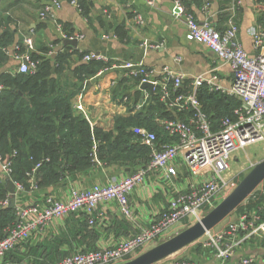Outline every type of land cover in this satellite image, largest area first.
I'll return each mask as SVG.
<instances>
[{
  "label": "crops",
  "instance_id": "0c3cea01",
  "mask_svg": "<svg viewBox=\"0 0 264 264\" xmlns=\"http://www.w3.org/2000/svg\"><path fill=\"white\" fill-rule=\"evenodd\" d=\"M238 1L239 39L248 52L254 53L253 30L263 23L260 21L261 14L256 8V0ZM89 2V17L84 16L70 0H62L60 7H54V13L63 24L65 34L78 39L76 47L68 45L71 49L100 53L110 63L109 67L101 69L82 83L74 77L73 69L80 62L74 54L71 67L67 70L70 77L64 78V81L68 79L78 89L72 98L75 113L82 114L92 125L114 130L117 115L128 114L131 107L135 111L142 108L135 100L138 90H141V97L148 94V100H152L154 94L151 96L150 89H142L135 78L128 76L129 70L124 66L128 61L156 71H161L164 67L171 68L177 75H183L182 85L187 91L191 90L192 81L196 77L212 73L220 77L221 85L230 86L233 80L230 65L205 44L187 37L185 20L175 14L172 0H154L152 5L148 0ZM206 2L209 3L208 8L204 7ZM232 2L233 0H183L188 12L193 13L200 22L209 18L219 30H224L228 25L227 8ZM51 4L50 0L0 1V17L5 19L3 29H9L8 37L12 39V43L7 46L8 59L3 63L0 60V74L15 73L21 61L27 56L30 57L31 51L53 58L64 49L66 38L56 22L53 18L40 17L44 7ZM138 14L144 18L142 24L136 21ZM120 27L123 28L122 36L117 32ZM28 38L33 40L31 47L26 42ZM21 43L24 51L20 50ZM46 48L48 51L45 52ZM95 160L96 164L87 172L66 177L55 185L29 189L21 202L31 203L48 194L67 200L72 187L89 188L94 184H107L114 178L130 176L139 170L119 164H105L97 158ZM174 165L178 169V176L168 179L163 170H151L144 181L136 186L130 195L133 220L123 216L117 201H104L98 205L95 212L96 222L93 225L89 223L84 212L55 219L43 231L36 232L30 241L20 244L8 253L4 264L57 262L77 251L112 245L137 233L138 226L148 224L152 217L162 211L176 188H187L191 179L187 166L180 158ZM2 174L0 162V177ZM238 238L239 244L233 255L227 259L218 258L213 249L195 247L197 250L182 254L183 261L198 264H238L243 257L253 256L259 264H264L263 237L241 234Z\"/></svg>",
  "mask_w": 264,
  "mask_h": 264
},
{
  "label": "built area",
  "instance_id": "2783aa9c",
  "mask_svg": "<svg viewBox=\"0 0 264 264\" xmlns=\"http://www.w3.org/2000/svg\"><path fill=\"white\" fill-rule=\"evenodd\" d=\"M50 1L52 4L44 7L40 17L53 18L64 38L72 39L73 36L65 34L63 24L57 20L54 13V7H60L61 0ZM172 1L175 14L185 20L188 28L187 37L205 44L221 60L230 65L233 73L230 86L221 85L220 77L212 73L208 76L196 77L192 81L191 90L178 92L183 86L184 78L171 68L164 67L161 71H156L142 64L126 62L124 66L129 70L128 76L138 78L139 85L154 79L155 88L162 90V100L167 102L170 110H178L177 112L191 110V115L186 120L160 121L171 137V142H159L156 134L146 127L133 128L141 142L152 149L148 166L130 176L114 178L107 184H94L89 188L72 187L67 200L48 194L31 203L21 202L28 189L22 182L12 179L13 163L4 161L0 155L2 172L8 175L14 184L13 194L16 198L17 217H19L6 236L0 239V264H3L8 253L20 244L30 241L36 232L43 231L55 219L65 218L75 212H84L89 217V223L93 225L96 222L95 212L98 205L104 201H117L123 216L133 220L134 212L130 195L136 186L144 181L151 170H163L168 179L178 176L179 172L174 163L179 158L183 160L191 176L188 186L176 188L167 205L159 214L152 217L148 224L138 226L137 233L120 242L94 250L77 251L54 264L126 262L142 253L148 246L156 245L158 240L167 236L168 232L179 223L192 224L200 220L215 206L220 196L237 186L233 183L234 177L227 176L236 151L251 143L264 141V22L253 30L254 53H250L239 39L238 0H233L227 8L228 25L224 30L216 28L209 18L200 22L193 13L188 12L183 0ZM71 2L81 10L78 0ZM148 3L152 5L154 0H148ZM208 5L209 3L206 2L204 7L208 8ZM256 8L260 14L264 13V1L259 4L256 2ZM143 19L140 14L136 16L138 23L142 24ZM26 42L29 47L33 44L32 38H28ZM25 59L27 62H24ZM24 60L21 61L16 72L26 73L36 70L38 61L29 56ZM83 60L107 62L108 58L100 53L90 52L83 56ZM204 86L211 91L234 96L241 102L234 110V116L222 119L217 128L204 111L198 97V90ZM2 87L0 85V89ZM148 99V94L141 97L139 107H142ZM39 166L40 164H37L33 172L28 173L30 189L37 187L35 171ZM259 191L264 194V188ZM8 203L6 201L4 204ZM241 234L258 235L264 239V197L256 208L246 209L235 221L228 223L217 232H213V229L208 231L196 243L203 249H213L218 258L227 259L233 255ZM171 264L198 263L173 260ZM238 264L259 263L255 257L247 256Z\"/></svg>",
  "mask_w": 264,
  "mask_h": 264
},
{
  "label": "trees",
  "instance_id": "16d2710c",
  "mask_svg": "<svg viewBox=\"0 0 264 264\" xmlns=\"http://www.w3.org/2000/svg\"><path fill=\"white\" fill-rule=\"evenodd\" d=\"M78 1L82 14L89 17L90 2ZM263 1L256 0L258 4ZM4 21L0 17L2 63L8 59L7 46L12 43L8 37L9 29H3ZM260 21L264 22V13ZM121 29L117 31L120 36ZM20 47L24 51L22 43ZM86 53L71 49L68 45L53 58L31 51L30 58L38 61L36 70L0 74V85L3 86L0 89V155L4 161L13 163L12 179L22 182L28 190L31 186L28 173L33 172L37 164H40L35 171L38 188L55 185L66 177L87 172L96 164V158L102 163L128 166L135 171L147 167L152 149L141 142L133 128L146 127L156 134L159 142H171L160 121L186 120L191 115V110H170L167 102L162 100V90L157 88L152 100H148L142 108L135 111L131 107L128 114L117 115L114 130L92 125L82 114L75 113L72 98L78 89L68 79L64 81V78L70 77L67 70L71 67L74 54L80 59L73 69L74 77L82 83L110 66L109 62L82 61ZM135 79L136 83L140 82L138 78ZM184 91H187L184 86L178 89V92ZM140 93L141 90L136 91L137 102L141 98ZM198 97L216 128L225 117H233L234 110L241 104L236 97L211 91L206 86L198 90ZM11 196L7 183L0 177V239L16 224V205L10 207L9 203L4 204L10 201ZM263 197L264 194L256 189L235 211L242 213L246 209H254ZM197 245V248L201 247Z\"/></svg>",
  "mask_w": 264,
  "mask_h": 264
},
{
  "label": "water",
  "instance_id": "95a60500",
  "mask_svg": "<svg viewBox=\"0 0 264 264\" xmlns=\"http://www.w3.org/2000/svg\"><path fill=\"white\" fill-rule=\"evenodd\" d=\"M62 1V0H61ZM64 44L77 46L78 39H65ZM24 62H27L25 59ZM154 79L152 81L141 84L142 89H150L151 96L154 94ZM1 178L7 183L11 190V198L9 206L16 205V198L13 194L14 184L12 179L2 174ZM264 181V160L258 162L250 172L243 177L238 185L222 199V201L210 209L200 220L188 226L184 230L166 238L151 248L143 251L134 258L122 262L120 264H157L170 256L178 253L182 249L199 241L208 231L219 225L224 219L232 214L241 204H243L249 196ZM19 220L17 217L16 221Z\"/></svg>",
  "mask_w": 264,
  "mask_h": 264
},
{
  "label": "rangeland",
  "instance_id": "374dc122",
  "mask_svg": "<svg viewBox=\"0 0 264 264\" xmlns=\"http://www.w3.org/2000/svg\"><path fill=\"white\" fill-rule=\"evenodd\" d=\"M235 155L236 156L234 157V160L232 162L231 170L228 172V175L227 176L228 177H234L233 183L236 186L243 179V177L245 175H247L250 172V170L258 162L264 160V141L262 140V141H258V142H255V143H251V144L247 145L246 147L237 150L236 153H235ZM263 188H264V181L258 186L257 189H263ZM233 189L234 188H232L231 190H229L228 192H226L225 194H223L222 196H220L217 199L215 206L217 204H219L222 201V199L224 197H226ZM239 214H240L239 211H234L226 219H224L219 225H217L215 228H213V232H217L221 228L225 227L228 223H230L232 221H235L238 218ZM192 224H190L188 222H181V223H179L177 226H175L173 229H171L168 232V235L167 236H165L161 240H158L157 244L159 242L165 240L166 238H169V237L173 236L174 234H176V233L184 230L185 228H187L188 226H190ZM152 246L151 245L148 246L146 248V250L149 249V248H151ZM197 246H198L197 243H194L192 245H189L188 247L182 249L178 253H176V254L170 256L169 258L165 259L164 262L157 263V264H164L165 262L171 264V262H173V260L183 261L184 260L183 259L184 257H183L182 254L184 252H186V251H189V250H197L195 248ZM201 248L203 249L202 246L200 248H198V249H201Z\"/></svg>",
  "mask_w": 264,
  "mask_h": 264
}]
</instances>
